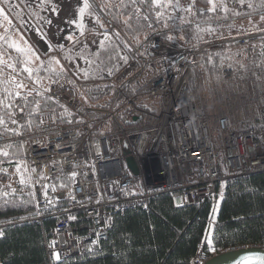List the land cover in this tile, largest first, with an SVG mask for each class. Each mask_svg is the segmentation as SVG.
I'll return each mask as SVG.
<instances>
[{
	"label": "built area",
	"instance_id": "obj_1",
	"mask_svg": "<svg viewBox=\"0 0 264 264\" xmlns=\"http://www.w3.org/2000/svg\"><path fill=\"white\" fill-rule=\"evenodd\" d=\"M114 28L108 25L111 38ZM121 54L127 62L117 73L96 76L124 83L130 91L105 117L88 118L72 87L58 81L42 96L59 106L60 116L44 110L31 124L13 109L17 124H12L7 111L0 110L7 127L19 133L0 126V152L21 151L12 158L27 167L31 185L26 193L36 207L32 220L42 228L49 264L57 261L53 253L63 259L99 246L116 214L144 209L152 196L177 191L180 206L215 204L219 183L264 172V25L187 45L155 37L143 50ZM206 71L210 91L221 88L213 94L214 104L201 84ZM136 101L141 107L125 123L139 126L121 123L114 129L117 110ZM125 144L138 175L127 167ZM68 186L69 192L58 189ZM47 219L54 223L43 229ZM3 224L0 220V228ZM217 253L201 241L189 264H203Z\"/></svg>",
	"mask_w": 264,
	"mask_h": 264
},
{
	"label": "trees",
	"instance_id": "obj_2",
	"mask_svg": "<svg viewBox=\"0 0 264 264\" xmlns=\"http://www.w3.org/2000/svg\"><path fill=\"white\" fill-rule=\"evenodd\" d=\"M182 1L192 6L190 13L187 17L183 15L180 19L168 20L167 28L163 27V21L151 28L142 21L144 26L136 27L133 20V29L129 30L123 23L112 19L114 14H118L117 10L101 12L99 8L104 0H90L103 15L99 14L102 18L115 25H123L131 35L142 36L144 43L138 48L141 50L155 37L174 42L180 37L184 40L180 41V45H187L198 39V29L206 27L207 23L249 29L257 26L254 23L245 25L250 24L249 19L264 17V10L261 9L264 0H219L225 7H216L212 12L207 11L211 7L208 0ZM122 11L127 14L132 8ZM237 30L241 31L240 28L230 31ZM169 36L173 39H168ZM0 53L5 59L8 56L17 59L10 49L1 48ZM121 57L124 56L119 46L108 40L103 49H95L87 60L91 61L86 68L89 72L87 79L77 81L62 73L51 76V80L65 79L76 92L82 112L90 119H99L111 114L119 106L122 96L130 94L124 83L96 79L100 71L117 73L121 64L125 63ZM37 102L38 111L32 112ZM138 107L141 104L136 101L118 109L111 120L112 127L120 129L121 123L125 127H138L140 123H125V120L135 116V108ZM48 109L60 116V108L55 102L36 95L34 91L22 113L29 117L31 124H36L38 114ZM10 149L13 151L10 150L7 157L0 152V164L7 167V172L1 174L5 177L12 175L16 163L15 160L12 162V155L20 153L17 147ZM0 184V220L4 221L0 229L3 233L0 235V264H49L42 228L29 220L34 211L31 195L11 190L13 186L3 185L1 178ZM217 192L221 194V200H216L215 205L206 200L193 206H180L175 202L177 191L152 196L147 200L146 208H129L116 214L108 238L99 246L53 264H189L198 243L203 241L207 245L206 234H211L217 252L230 246H264V172L226 180L217 186ZM52 223L51 219L45 220L43 229H49Z\"/></svg>",
	"mask_w": 264,
	"mask_h": 264
},
{
	"label": "rangeland",
	"instance_id": "obj_3",
	"mask_svg": "<svg viewBox=\"0 0 264 264\" xmlns=\"http://www.w3.org/2000/svg\"><path fill=\"white\" fill-rule=\"evenodd\" d=\"M52 2L57 6L58 9V15H54L51 11V5L46 4L44 7H40V0H9L8 5H4L0 3V7L5 8L6 14L9 16V19L12 21V24L9 25L6 21H3V18L0 17V36L7 35L8 37H11L12 39H19L16 29H20V32L23 34L24 39L28 41V43L36 50V52L39 54L42 61L47 62L49 57H56L60 60V64L64 66V71L60 74H69L71 77L76 79L77 81H83L85 80L83 72L79 71L78 69H83L87 71L86 68H88V59H90V55L92 52L95 51L99 47L100 41L104 39V33L108 30V25L114 24L113 22L102 18V16L99 15V18L101 22L104 24V28H101L98 24H96L90 17H85L86 21V29L84 31V35L81 36L79 33V30L75 29L74 26L66 24L65 20H71L76 18V8L78 7V0H52ZM179 4L181 6V9L184 10H173L169 8L167 10V13L177 18H182L184 15L187 17V15L190 13L187 9L189 8V4H185L182 0H179ZM213 4L216 5V7L223 8L225 5L219 1V0H212L211 7ZM221 4V5H219ZM100 9V8H99ZM262 10H264V6L261 7ZM19 13V16L17 15ZM34 13L38 14L39 17H43L44 19H50L52 23L49 25L44 22V20L38 19L37 15H34ZM23 19L27 23L23 28L20 26V20ZM250 24H245L247 26L255 24L256 27L264 25V19L262 17L259 18H251L248 20ZM117 24V23H116ZM31 25H34L36 27H39L40 30L46 35L47 42L53 45L52 51H49L48 43L45 42V40L41 39V37L36 33L35 29L31 27ZM113 32H119V37H116L114 34V38H111L113 42H115L120 50L122 52L129 51L132 52L134 49H138L143 45V38L140 35H131L123 25H115ZM245 26H234L233 28L226 27L224 25L218 24V25H209V23L206 24V27L199 28L198 32L196 34V37L204 38V37H211L215 36V34H221V33H228V32H235L230 31L232 29H239L242 31ZM253 27V26H252ZM5 29H8V32L5 33ZM63 29V31H62ZM248 29V28H246ZM239 31V30H237ZM71 34L73 36V40H66L65 37L67 35ZM139 40V43L136 42V40ZM180 41H184L182 38L178 37V41L174 43L181 44ZM106 42V41H105ZM22 43V42H21ZM63 45V49L57 47L58 45ZM127 45V46H125ZM3 48L4 50H8L7 46L4 44L3 40H0V49ZM16 58H20L19 54L16 53L14 50L10 49ZM65 54H68L72 57L71 60H66L64 58ZM79 54V55H78ZM81 56L85 57L86 59H82ZM39 61H34V65L38 64ZM47 66V64H45ZM4 66L2 65V68ZM52 67L56 69L57 72L60 71L59 65H56L53 61ZM4 75L0 76V79L7 78V74L11 71L9 69H4ZM208 71V70H207ZM204 72V77L201 74V84L204 88V94L207 98H209L210 103L214 104L213 94L215 91L220 90V84L217 88H214L212 91L210 82H209V75H211L210 72ZM24 74V75H23ZM21 73L20 78L23 80V82L26 85L27 90H33L34 91H40L43 92L45 89L48 88V86L53 83L51 80V76L56 75L55 73L51 72H45L44 70H41L39 72V76L42 77L41 85H36L32 82L31 79L27 78L26 73ZM59 83L63 84H69L65 79H60L58 81ZM73 89V88H72ZM74 90V89H73ZM210 91V92H208ZM13 149V148H12ZM8 151L11 149H7ZM18 152L21 151L19 147L17 148ZM13 151V150H11ZM17 164L14 166L13 171H11L12 175H8V177H5L1 175L3 171H0L1 175V182L3 185H11L13 186V182L16 184L15 187H12L11 190H19L18 192L20 194L26 193V190L30 188L31 180L29 178V175L27 174V167L26 165L21 161L20 158H13ZM3 162V161H2ZM20 165V173L18 174L16 171L17 165ZM7 167L5 164H0V170L6 169ZM25 179V183L21 184L20 180L21 178ZM1 188V184H0ZM1 190V189H0ZM32 201L33 198L31 197ZM221 200V194L217 192V201L219 202ZM34 203V202H33ZM215 205V204H214ZM217 205L215 206V209ZM224 251V250H223Z\"/></svg>",
	"mask_w": 264,
	"mask_h": 264
},
{
	"label": "snow or ice",
	"instance_id": "obj_4",
	"mask_svg": "<svg viewBox=\"0 0 264 264\" xmlns=\"http://www.w3.org/2000/svg\"><path fill=\"white\" fill-rule=\"evenodd\" d=\"M0 3L4 5L9 4V0H0ZM209 4H212V0H208ZM46 4H50L51 8L50 11L54 15H58L57 6L52 2V0H40V7H44ZM251 6V5H250ZM129 7L132 8V11L127 12L125 11ZM191 5H189L188 11L191 10ZM171 8L173 10H184L181 9L179 4V0H118V2H114V0H104V3L100 7L101 12H111L113 9L117 10L118 14H114L112 16L113 20H116L118 23H123L126 29L132 30L133 29V20L135 22L136 27H143V22L147 23L148 27H153L154 24L161 23L163 21V27H168V20H175V17L166 14L167 10ZM216 5L213 4L212 7L208 8L207 11L212 12L215 11ZM19 16V13L17 14ZM38 19L44 20L45 23L51 24L52 21L50 19H44L43 17H39ZM0 17L3 18V21H6L9 25L12 24V21L9 19V16L5 12L4 7H0ZM85 17H90L96 24H98L101 28H104V24L101 22L99 18V13L96 11L94 5L90 2V0H78V7L76 8V18L71 20H65L66 24L72 25L75 29L79 30L81 36L84 35V31L86 29V21ZM264 19V17H262ZM27 22L23 19L20 20V26L23 28ZM36 31V33L41 37V39L45 40L46 43V35L40 30L39 27L31 25ZM63 31V29H62ZM8 32V29H5V33ZM16 33L19 39H12L11 37L0 36V40L4 41V44L7 48L14 50L16 53L19 54L20 58L14 59L11 56H8L7 59L4 58V54L0 53V65H3V68H0V76L4 75V68L11 70L7 74V78L0 79V110H6L10 122L12 124H17V120L14 118L16 112L13 109L18 110L19 112H24L25 107L28 105V97L32 95L33 90H27L26 85L23 80L20 78L21 73H26L27 78L31 79L32 82L36 85H41L42 77L38 74L41 70L45 72L55 73L59 75L63 72L64 66L60 64V60L56 57H49L48 61H42L39 54L36 50L28 43L26 39H24L23 34L20 32V29H16ZM116 37H119V32H114ZM66 40H73V36L71 34L65 37ZM111 37L109 36L108 32L105 31L104 39L100 41L99 47L103 49L105 47V41L110 40ZM168 39H173V37L169 36ZM22 42V43H21ZM139 43V40H136ZM127 46V45H125ZM57 47L63 49V45H58ZM49 51H52L53 45L48 43ZM98 54V53H97ZM79 55V54H78ZM64 58L66 60H71L72 57L68 54H65ZM82 59H86L85 57L81 56ZM125 62H127L126 57H121ZM34 61H39L38 64L34 65ZM53 61L56 65H59L60 71L57 72L55 68L52 67ZM91 63V61H88ZM47 64V66H45ZM79 71L83 72L84 78L87 79L89 76V72L83 69H78ZM111 74V70H109V75ZM47 91V89H45ZM36 95H43L42 92L36 91ZM18 101L22 102L18 103ZM38 102L35 107H33L32 112L38 111ZM42 122V121H41ZM30 123V122H29ZM0 126H4L5 131L19 134L15 129H11L7 127V123L3 117H0ZM10 147V146H9ZM5 157L9 155L7 151L2 153ZM0 171L7 172V169H2ZM17 173H20V165H17L16 168ZM75 175V173H73ZM21 184L25 183V179L22 177L20 180ZM7 195V193H5ZM47 195V193H45ZM3 233H0L2 235ZM205 240L207 242L208 250L214 251L213 239L211 234H206ZM54 243V242H53ZM95 243V241L93 242ZM53 258L55 260H59L60 256L58 253H53ZM253 261H258L259 264H264V256H251V255H244L240 259L235 260L234 264H252Z\"/></svg>",
	"mask_w": 264,
	"mask_h": 264
},
{
	"label": "water",
	"instance_id": "obj_5",
	"mask_svg": "<svg viewBox=\"0 0 264 264\" xmlns=\"http://www.w3.org/2000/svg\"><path fill=\"white\" fill-rule=\"evenodd\" d=\"M124 146L127 167L134 175H138V165L135 159L130 155V150L127 145L125 144ZM244 255H251L253 257L264 256V246H261V244H250L231 250H224L211 256L206 261H204L203 264H234L235 260L240 259ZM245 264H248V262H245ZM252 264H259V262L253 261Z\"/></svg>",
	"mask_w": 264,
	"mask_h": 264
},
{
	"label": "bare ground",
	"instance_id": "obj_6",
	"mask_svg": "<svg viewBox=\"0 0 264 264\" xmlns=\"http://www.w3.org/2000/svg\"><path fill=\"white\" fill-rule=\"evenodd\" d=\"M259 173H261V172H259ZM220 184H222V183H219L218 185H220ZM217 185V186H218ZM58 189H60V190H62V189H64V190H68V192H69V186L68 187H59ZM217 193V192H216ZM33 202H34V200H33ZM57 207H59V204H58V206ZM35 209H36V207H35V203H34V211H33V215L29 218V220H32V218H33V216L35 215ZM1 229V228H0ZM61 260V259H60ZM57 261H59V260H57ZM56 261V262H57ZM55 263V262H54ZM53 264V263H52Z\"/></svg>",
	"mask_w": 264,
	"mask_h": 264
},
{
	"label": "crops",
	"instance_id": "obj_7",
	"mask_svg": "<svg viewBox=\"0 0 264 264\" xmlns=\"http://www.w3.org/2000/svg\"><path fill=\"white\" fill-rule=\"evenodd\" d=\"M176 202V201H175Z\"/></svg>",
	"mask_w": 264,
	"mask_h": 264
}]
</instances>
